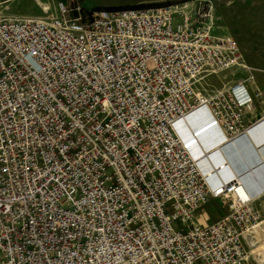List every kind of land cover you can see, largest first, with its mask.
Returning a JSON list of instances; mask_svg holds the SVG:
<instances>
[{
    "label": "built area",
    "instance_id": "2783aa9c",
    "mask_svg": "<svg viewBox=\"0 0 264 264\" xmlns=\"http://www.w3.org/2000/svg\"><path fill=\"white\" fill-rule=\"evenodd\" d=\"M56 10H0V264H248L263 177L243 197L177 134L204 113L235 139L262 97L253 75L198 90L243 65L213 3Z\"/></svg>",
    "mask_w": 264,
    "mask_h": 264
},
{
    "label": "rangeland",
    "instance_id": "374dc122",
    "mask_svg": "<svg viewBox=\"0 0 264 264\" xmlns=\"http://www.w3.org/2000/svg\"><path fill=\"white\" fill-rule=\"evenodd\" d=\"M58 1H63L72 7L80 6L87 11H96L113 7H131L139 5H157L180 2L183 0H0V10L7 16H48L54 12ZM215 8L217 17V33H226L235 39L241 49L242 64L219 71L214 74H205L197 83L201 92L213 93L228 87L235 80L246 79L249 75L257 76V85L262 97L258 107L264 103V0H210ZM49 4L50 7L49 8ZM49 8V9H48ZM46 9H48L46 11ZM256 203L258 209H264V199ZM262 207V208H261ZM205 211H199L203 218L200 221L209 223L226 214L229 210L228 202L222 199H213L204 205ZM262 217L264 218V212ZM200 218V217H199ZM264 237V235H263ZM258 238L256 246L251 248L248 264H260L258 248L264 241Z\"/></svg>",
    "mask_w": 264,
    "mask_h": 264
},
{
    "label": "bare ground",
    "instance_id": "6f19581e",
    "mask_svg": "<svg viewBox=\"0 0 264 264\" xmlns=\"http://www.w3.org/2000/svg\"><path fill=\"white\" fill-rule=\"evenodd\" d=\"M49 8H51L50 4H49ZM48 9H46V11ZM187 117H188L187 119H184L183 121H180L178 123L177 134L179 135L180 138L182 137L188 143L190 144L193 143L191 146L188 145L189 148L188 150H190L193 157H196L198 159L201 157V160L197 159L198 161H200L198 163L201 169H203V171L205 170V173H207L209 176L212 174H216L221 176L223 179H228L229 177L235 175L239 180V182L241 183L242 186L240 188L241 193L244 196H247V192L245 191L244 186L252 185L255 182V180L260 179L261 175H263L261 174L258 176V173L260 171L255 172L254 170L262 166L264 167V118L261 119L262 118L261 117L253 124L248 125L243 130L239 131L235 139L233 138L227 139V137L223 134V132L220 133L221 129L219 127L218 128L215 127L217 129L211 128V125L215 122L214 119L212 118L209 119L208 115H204V113L201 114L191 113L188 114ZM192 125L194 126V128H192ZM189 133H192V135H194L193 139H191L192 137L190 138ZM238 137H239L238 159L239 161L244 160L245 162V165L243 164V168L240 173H238L235 167L232 166V164L234 163L230 158L231 156H227L225 155L224 152H222V148L227 144L234 143L237 146L236 139ZM231 139L233 140L230 141ZM252 148L254 149L255 152L254 154H256V155L253 154V156H255L254 160H247V158L245 157V153H243L241 150L246 149V151H248V153L250 154V152L252 153L251 151ZM219 155L221 156V160L217 159ZM215 158L217 161L215 160ZM236 164L238 163L236 162ZM246 165L248 166V168L246 167ZM247 175L248 176L252 175L253 179L252 178L251 179L253 181L248 179ZM257 248L259 252L258 253L259 263L264 264V241L261 242L259 244V247Z\"/></svg>",
    "mask_w": 264,
    "mask_h": 264
},
{
    "label": "crops",
    "instance_id": "0c3cea01",
    "mask_svg": "<svg viewBox=\"0 0 264 264\" xmlns=\"http://www.w3.org/2000/svg\"><path fill=\"white\" fill-rule=\"evenodd\" d=\"M56 4H55V6H54V12L52 13V14H55L56 13ZM3 13V12H2ZM7 16V15H6ZM24 16H31V15H24ZM37 17V16H36ZM255 77H257V76H255ZM257 80H258V78H257ZM257 80H255V82H256V85H257ZM258 86V85H257ZM259 87V86H258ZM255 100H257V99H255ZM254 100V101H255ZM260 100V99H259ZM259 100L257 101L258 102V104H259ZM257 102H256V105H254V107H255V109H253L251 112H249L248 113V115H247V123H254V122H256L257 120H259L261 117V119H263L264 118V103L263 104H261L260 105V108L261 109H259V107H258V104H257ZM236 142H237V146L234 144V143H230V144H227V145H225L223 148H222V152H224L225 153V155H227V156H231L230 158L232 159V161H233V163L234 164H232V166L233 167H235V169H236V171H238V173H240L241 172V170H242V168H243V164L245 165V162H244V160H241V161H239V137L236 139ZM234 145V147H233V145ZM231 146H232V148H231ZM230 149V150H229ZM226 151V152H225ZM243 153H245V157L247 158V160H254V157L255 156H253V154L255 153L254 152V149L252 148V153L250 152V150H249V152H250V154L248 153V151H246V149H243V150H241ZM221 152V153H222ZM221 155V154H220ZM219 155V157L217 158L218 160H221V156ZM244 155V154H243ZM254 155H256V154H254ZM238 156V157H237ZM242 158V157H241ZM215 160H216V158H215ZM237 160V161H236ZM217 161V160H216ZM226 161H227V158H226ZM236 162L238 163V164H236ZM240 162H241V164H240ZM239 165V166H238ZM228 166V165H227ZM246 167L248 168V166L246 165ZM257 170V171H256ZM256 170H254L255 172H258V171H260L259 173H258V176L259 175H261V174H263V175H261V177H263V179H264V167L262 166V167H259V168H257ZM248 176V175H247ZM246 176V177H247ZM248 179H250V180H252L253 179V176L252 175H249L248 177H247ZM252 178V179H251ZM253 181V180H252ZM263 200H260L258 203H260V205H261V202H262ZM262 208V207H261ZM200 211H205V208H202ZM199 212V211H198ZM200 217V218H199ZM201 218H203L202 217V215H198V219H199V221H200V219ZM220 218V217H219ZM218 218V219H219ZM217 220V219H216ZM215 221V220H214ZM201 222V221H200ZM211 222H213V221H211ZM201 223H206L205 221H202ZM264 235V222H263V224H262V226H261V229H259L257 232H256V234H255V238L252 240V246H249V249L251 250V248H253V247H255L256 246V244H257V242H259L258 241V238L259 237H261V236H263ZM258 245V244H257ZM249 263V262H248Z\"/></svg>",
    "mask_w": 264,
    "mask_h": 264
},
{
    "label": "trees",
    "instance_id": "16d2710c",
    "mask_svg": "<svg viewBox=\"0 0 264 264\" xmlns=\"http://www.w3.org/2000/svg\"><path fill=\"white\" fill-rule=\"evenodd\" d=\"M113 8H120V7H113ZM82 12L83 13H92L93 11H87V10H84L83 9ZM75 14H79V13L78 12L77 13L75 12Z\"/></svg>",
    "mask_w": 264,
    "mask_h": 264
},
{
    "label": "water",
    "instance_id": "95a60500",
    "mask_svg": "<svg viewBox=\"0 0 264 264\" xmlns=\"http://www.w3.org/2000/svg\"><path fill=\"white\" fill-rule=\"evenodd\" d=\"M239 191H240V189H239ZM240 193H241V191H240ZM241 195H242L243 197H245L242 193H241Z\"/></svg>",
    "mask_w": 264,
    "mask_h": 264
}]
</instances>
